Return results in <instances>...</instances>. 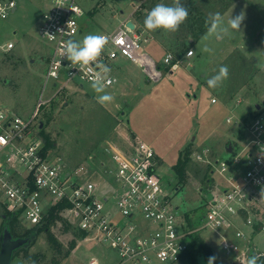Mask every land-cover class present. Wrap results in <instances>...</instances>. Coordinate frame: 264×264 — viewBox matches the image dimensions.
<instances>
[{"label": "rangeland", "instance_id": "1", "mask_svg": "<svg viewBox=\"0 0 264 264\" xmlns=\"http://www.w3.org/2000/svg\"><path fill=\"white\" fill-rule=\"evenodd\" d=\"M14 1L15 8L0 18V104L24 118L33 117L31 131L41 144L39 128L54 142L45 151L60 156L71 167L85 163L93 172L100 171L109 164L113 146L125 149L135 140L145 142L156 155L157 173L177 207L176 213L184 219L188 214L196 227L193 234L211 247L213 264H242L234 254L220 252L219 234L201 229V225L208 201L219 191L223 178L213 160L230 157L225 150L228 144L231 151L243 148V123L258 111L254 104L264 108V70L259 67L264 64V0H232L222 16L226 25L230 16L243 12L241 31H231L221 39H205L206 30L183 52L179 45H172L175 33L147 31L132 15L139 10L140 19H144L152 9L148 10L152 0H145L137 9H133L136 0H75L84 12L81 40L87 34L112 30L129 14L139 24L134 31L139 34L140 52L155 61L170 52L181 61L171 73L163 71L158 80H152L136 63L125 58L114 60L110 69L115 81L106 87L114 100L103 105L97 102L98 94L90 82L60 89L44 78L50 44L39 37L37 28L51 0ZM165 2L171 5L173 0H156L154 5ZM200 3L208 0H198ZM207 8L215 11L211 4ZM9 42L13 45L6 48ZM205 45L212 51H201ZM189 50L193 54L187 57ZM222 65L229 69L228 79L215 89L208 88L207 79ZM204 147L210 149V155L195 160L194 152ZM185 156L184 181L179 182L173 165ZM96 182L101 184V178ZM257 193L249 214L234 216V227L223 229L226 235L223 230L220 233L231 237L234 229H239L246 236L244 247L247 244L252 251H264V187ZM61 205L62 219L39 230L28 245L14 252L9 264H53V256L59 259L57 264H111L113 254L86 234L79 235L75 214L67 204ZM6 209L0 192V215ZM247 217L253 221L251 225L245 223ZM63 222L69 224V230H64ZM260 226L262 229H256ZM48 237L60 243L66 256L49 247Z\"/></svg>", "mask_w": 264, "mask_h": 264}, {"label": "built area", "instance_id": "2", "mask_svg": "<svg viewBox=\"0 0 264 264\" xmlns=\"http://www.w3.org/2000/svg\"><path fill=\"white\" fill-rule=\"evenodd\" d=\"M144 1L136 0L133 9L140 8ZM60 6L57 0H51L42 12L37 29L39 37L50 44L45 80L53 87L68 89L90 82L89 77L98 69L93 65L92 72L80 71L78 66H71L70 61L62 58L61 42L68 38L77 40L84 12L75 0H63ZM14 8V0H0V18H5ZM98 34L105 35L109 41L99 58V62L109 68L113 60L122 56L141 66L147 77L158 80L165 67L172 71L181 66V61L174 59L170 52H165L161 61L140 52L139 34L125 22L114 30ZM12 45L9 42L6 48ZM189 52L185 56L189 57ZM110 76L111 83L107 86L115 81L112 73ZM0 113L3 114L0 119V192L9 210L18 212L24 225L40 224L47 208L63 203L75 214L76 229L113 254L111 264L181 261L196 227L191 228L187 220L176 213L177 207L171 203L157 173L156 155L148 144L135 140L125 149L113 146L109 164L93 172L85 163L71 167L60 156L43 152L40 139L31 131L33 117L24 118L2 104ZM263 114L264 111L250 117L244 124L246 140L241 150L228 152L229 158L213 160V167L223 178L219 191L208 201L201 225V229L219 234L220 252L234 254L242 264L252 254L264 258V251H252L247 244L244 247L242 242L246 236L241 230L234 229L233 235L226 237L223 229L234 227V216L242 212L249 214L257 191L264 187ZM210 153V149L204 147L195 151L193 158L202 160ZM98 178L101 184L96 182ZM47 203L50 204L46 206ZM245 223L251 225L253 221L247 217Z\"/></svg>", "mask_w": 264, "mask_h": 264}, {"label": "clouds", "instance_id": "3", "mask_svg": "<svg viewBox=\"0 0 264 264\" xmlns=\"http://www.w3.org/2000/svg\"><path fill=\"white\" fill-rule=\"evenodd\" d=\"M63 0H57V4L62 7ZM189 16V9L181 0H173L171 5L165 3L156 4L150 11L147 12L143 24L147 31L155 32L163 30L164 32H176L180 26L185 23ZM244 13L236 16H230L225 25L224 17L220 12L209 13L205 20L207 32L205 39L214 38L221 39L224 36L230 35L231 31H241V25L244 20ZM49 37H54L48 35ZM108 38L101 34H87L82 40H74L68 38L63 40L61 47L62 58H66L71 62V66H78L80 71L88 69L92 72V66L98 69L89 77L91 88L96 92L97 102L101 105L110 103L114 100L112 94L106 92V87L111 83V69L99 62L105 46L108 44ZM201 51L211 52L212 49L205 45ZM189 52L188 55H192ZM261 70H264V64L259 65ZM229 77V69L227 65H222L216 71L215 75L207 79V87L215 89L223 84ZM0 119H3V114L0 113ZM259 256L252 255L247 259V264H258ZM215 257H210L208 264H213Z\"/></svg>", "mask_w": 264, "mask_h": 264}, {"label": "trees", "instance_id": "4", "mask_svg": "<svg viewBox=\"0 0 264 264\" xmlns=\"http://www.w3.org/2000/svg\"><path fill=\"white\" fill-rule=\"evenodd\" d=\"M201 1H204V0H201ZM155 2L156 0H152V3L149 5L148 10H150L151 8L155 6L154 5ZM231 2L232 0H212V2H209L208 0V3L206 4L204 3L198 4V0H181V3L184 4L186 7H188L189 16H188V19L185 21V23L180 26L178 31L172 32V33H175L173 36L172 45H179L178 47L179 51L183 52V50H185V48L189 46L190 38H192L193 41L198 40L206 32L207 28L205 26V20L208 17L209 13L220 12L222 14L225 11V9L231 4ZM165 4L169 5L167 2H165ZM209 4L215 7V11L208 10L207 6ZM141 7H143V5H141L140 8ZM133 13L132 15H136V17L138 18V21L143 23L144 19H140L141 12L137 10V11H134ZM175 58H177V56H174V59ZM164 69L167 70V67H165ZM256 104H254V108ZM257 110L258 111L253 116L258 115L259 113L264 111V108L260 109L259 107V109ZM246 122H244L243 125ZM38 131H39L38 133L42 141V144H41L42 150L43 152H46L45 150L48 148H51L54 142L50 140L49 136L42 130V128H39ZM187 160H188V156H185L184 158L180 157L178 161L173 165L175 176L177 177L179 182L184 181L183 170H184V166ZM61 208H62L61 203L50 206L49 208H47L46 214L43 218L44 222H41L40 224H35L30 227H26L25 225L22 224L18 212L10 211L7 209L3 210V214L0 215L1 216L0 239H1V233L3 229L7 228L10 234L12 235V237L14 238H25L26 237L28 238L29 241H32L35 235L37 234V232L41 230L42 228H44L47 224L53 223L54 221L58 219H62L60 216ZM185 217H186L188 225L191 226V228H193L187 213L185 214ZM63 228L65 231L69 230L70 229L69 224H66L65 222H63ZM256 229H260V227H257ZM77 231L79 235L84 236L85 233L83 231L79 229ZM47 241H48L49 247L55 250L62 257L66 256L67 251L66 252L65 250L62 251L60 243L57 242L54 238L48 237ZM72 242L73 240H71L70 244ZM26 245H23L21 247H25ZM18 249L19 248H17L16 250ZM252 255H250L249 257H251ZM212 256H213V253H212L211 247L207 245L197 234L196 235L191 234L189 244H188V249L183 255L181 260H183L185 264H198V258L202 257L208 263L209 258ZM58 261L59 259L55 258L54 256L51 258V262L53 264H57ZM258 264H264L263 257H260V259L258 260Z\"/></svg>", "mask_w": 264, "mask_h": 264}, {"label": "water", "instance_id": "5", "mask_svg": "<svg viewBox=\"0 0 264 264\" xmlns=\"http://www.w3.org/2000/svg\"><path fill=\"white\" fill-rule=\"evenodd\" d=\"M125 25L129 27L130 29H134V23L131 19H127L125 22ZM192 38L189 39L191 41ZM259 104L255 105L256 109H259ZM41 126V123L39 124V127ZM227 152H231L230 145L228 144L225 148ZM30 241L28 238H14L10 234L9 230L7 228H4L1 233V239H0V264H9L14 251L17 248H20L23 245L28 244ZM198 264H208L202 257L198 258Z\"/></svg>", "mask_w": 264, "mask_h": 264}, {"label": "crops", "instance_id": "6", "mask_svg": "<svg viewBox=\"0 0 264 264\" xmlns=\"http://www.w3.org/2000/svg\"><path fill=\"white\" fill-rule=\"evenodd\" d=\"M131 12H132V10H131ZM131 18H132V17H131ZM127 19H130L129 14H128L123 20H121V22H126ZM131 20H132V22L134 23V29H136V27H137V25H138L137 22L134 21L133 19H131ZM121 22H120V23H121ZM120 23H118V24H117L112 30H114V29H115ZM109 31H111V30H109ZM100 32H102V31H100ZM100 32H99V33H100ZM81 34H83L82 31H81L80 35H81ZM79 40H81V39H80V37L78 36V37H77V41H79ZM118 58H125V57L119 56V57H117L116 59H118ZM116 59H115V60H116ZM125 59H127V58H125ZM127 60H129V59H127ZM113 61H114V60H113ZM113 61H112V62H113ZM129 61H130V60H129ZM112 62H111V65H112ZM131 62H132V61H131ZM133 63H134V62H133ZM163 71H165V72H169V73L172 72V71H168V70H165V69H163ZM82 86H83V84H82ZM82 86H80V87H82ZM260 229H261V228H260ZM227 233H228V232H227Z\"/></svg>", "mask_w": 264, "mask_h": 264}]
</instances>
